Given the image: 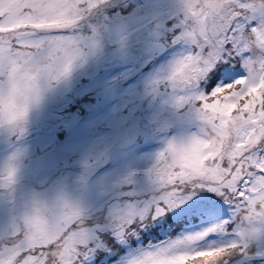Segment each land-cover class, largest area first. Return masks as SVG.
Returning a JSON list of instances; mask_svg holds the SVG:
<instances>
[{
    "label": "rangeland",
    "instance_id": "374dc122",
    "mask_svg": "<svg viewBox=\"0 0 264 264\" xmlns=\"http://www.w3.org/2000/svg\"><path fill=\"white\" fill-rule=\"evenodd\" d=\"M177 8L178 0H101L91 10L83 30L98 32L97 53L46 97L31 114L22 138L0 131V162L17 147L25 149L19 159L17 202L33 190L50 191L62 183L103 221L118 182L129 174L134 183L120 187L148 195L146 173L156 154L169 139L195 132L198 126L188 105L176 104L164 85L153 86L188 47L176 39ZM230 67L237 75L244 73L240 64ZM85 161L91 166L86 168ZM195 193L180 206L183 211L175 208L151 219L127 242L117 241L110 230L101 231L108 247L98 249L86 264H123L140 247L177 239L231 215L222 196L207 189ZM11 204L0 189V222ZM209 204L214 211L206 210ZM260 250L264 237L253 243L248 255L237 251L225 259L227 264H264V257L254 254Z\"/></svg>",
    "mask_w": 264,
    "mask_h": 264
},
{
    "label": "snow or ice",
    "instance_id": "6c2138e0",
    "mask_svg": "<svg viewBox=\"0 0 264 264\" xmlns=\"http://www.w3.org/2000/svg\"><path fill=\"white\" fill-rule=\"evenodd\" d=\"M100 2L93 0L92 9ZM221 11L224 18H230L226 24L222 18L216 30L205 27L196 32L190 6L182 12L177 10L180 31L176 39L190 45L185 50L190 55L182 59L188 67L179 78L178 95L181 103L195 112L202 127L192 133L187 150L169 141L156 154L146 173L152 182L146 197L135 188L120 187L134 183L132 174L118 182V198L126 197L127 202L143 207L127 214L109 209L103 221L93 217L90 226L73 222L52 240L10 252V264H86L98 249L108 247L101 231L110 230L117 241L127 242L151 219L169 211L171 201H190L186 194L203 189L222 196L230 205L231 215L177 238V246L191 250L172 264H227L225 258L237 251L249 254L251 246L233 225L264 199V75L260 74L264 65L255 55L264 45V39L256 35L259 32L264 37V0H227V7ZM60 31L49 27L38 29L37 34ZM233 64L242 65L244 73L237 75L230 67ZM153 86H159L157 79ZM216 129L229 133L227 147ZM206 210L215 209L209 204ZM222 234L230 238L218 239ZM134 255L123 264H132ZM255 255L264 257V250Z\"/></svg>",
    "mask_w": 264,
    "mask_h": 264
},
{
    "label": "clouds",
    "instance_id": "9594fccd",
    "mask_svg": "<svg viewBox=\"0 0 264 264\" xmlns=\"http://www.w3.org/2000/svg\"><path fill=\"white\" fill-rule=\"evenodd\" d=\"M92 4L93 0H0V131L14 134L17 140L22 138L31 114L41 108L46 97L77 67L97 53L100 46L98 32L95 28L90 33L83 30ZM186 5L191 8L193 29L199 32L207 27L212 31L221 26V19L225 17L221 9L227 7V0H178L177 10L182 12ZM228 19L224 18L223 23L226 24ZM49 27L62 31L37 34L38 29ZM261 29L264 30V24ZM256 35L264 39L259 32ZM188 55L190 53L185 51L177 56L157 77L159 85L170 88L174 102L181 106L179 78L188 67L182 62ZM255 55L264 65V45L255 51ZM260 74L264 75V72ZM197 120L196 131L202 127ZM215 131L227 147L229 133L223 129ZM192 133L168 142L174 141L178 149L187 150ZM24 151L23 147H17L0 162V189L5 190L12 201L6 219L0 222V264H10V252H22L33 244L52 240L73 222L90 226L94 217L92 206L62 183L50 191L33 190L17 202L15 186L19 159ZM90 166L85 161V167ZM195 194L186 195L192 198ZM115 196L105 217L109 215V209L127 214L143 207L118 198L117 190ZM187 202L186 199L171 201L173 206L169 210ZM233 228L250 246L264 237V199L256 209L244 214ZM174 241L176 239L138 248L132 264H172L191 250L177 246Z\"/></svg>",
    "mask_w": 264,
    "mask_h": 264
},
{
    "label": "trees",
    "instance_id": "16d2710c",
    "mask_svg": "<svg viewBox=\"0 0 264 264\" xmlns=\"http://www.w3.org/2000/svg\"><path fill=\"white\" fill-rule=\"evenodd\" d=\"M181 224H182V221H180V222H179V223H177V224H176L174 227H172V229H171V230H175V229H176V226H177V225H181ZM171 230H170V231H171Z\"/></svg>",
    "mask_w": 264,
    "mask_h": 264
}]
</instances>
